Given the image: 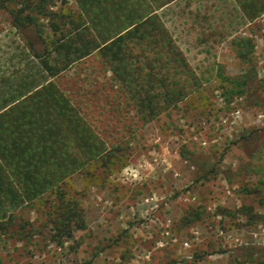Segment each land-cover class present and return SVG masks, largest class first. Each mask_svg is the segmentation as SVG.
Segmentation results:
<instances>
[{"label": "rangeland", "instance_id": "rangeland-1", "mask_svg": "<svg viewBox=\"0 0 264 264\" xmlns=\"http://www.w3.org/2000/svg\"><path fill=\"white\" fill-rule=\"evenodd\" d=\"M24 1L0 0V83L33 74L11 13L38 15L33 8L42 0ZM106 4L115 11L139 6ZM47 6L60 21L80 13L78 0ZM241 15L234 0H180L166 9L167 26L202 86L150 123L96 53L52 79L115 157L68 179L85 229L54 242L49 208L38 205L24 214L33 237L0 235V264H264V14L245 25ZM39 22L52 38L48 19L40 15ZM242 39L253 46L248 62L237 51ZM252 66L258 106L247 102V90L231 92L228 80L241 81ZM196 158L219 172L196 182Z\"/></svg>", "mask_w": 264, "mask_h": 264}, {"label": "trees", "instance_id": "trees-1", "mask_svg": "<svg viewBox=\"0 0 264 264\" xmlns=\"http://www.w3.org/2000/svg\"><path fill=\"white\" fill-rule=\"evenodd\" d=\"M49 1L36 3L38 15L26 8L11 13L34 67L29 78L0 83V235L33 237L35 225L24 214L45 205L53 224L51 238L63 245L86 228L84 210L68 197V179L100 159L111 163L115 153L52 79L96 53L145 124L177 107L202 82L164 18L166 9L180 0H137L139 6L128 11L102 6L108 0H78L79 15L62 21L49 10ZM234 1L244 25L264 14V0ZM40 15L48 19L52 38L44 35ZM238 47L248 62L251 42L242 39ZM257 78L252 66L241 81L227 79L235 84L231 92L247 90V102L258 106ZM192 163L199 168L196 182L219 172L202 158Z\"/></svg>", "mask_w": 264, "mask_h": 264}]
</instances>
